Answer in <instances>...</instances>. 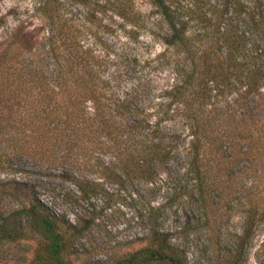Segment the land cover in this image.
I'll list each match as a JSON object with an SVG mask.
<instances>
[{
	"label": "trees",
	"instance_id": "16d2710c",
	"mask_svg": "<svg viewBox=\"0 0 264 264\" xmlns=\"http://www.w3.org/2000/svg\"><path fill=\"white\" fill-rule=\"evenodd\" d=\"M150 2L159 15L161 64L172 78L161 100L121 83L124 59L103 54L101 40L87 38L84 20L66 0L0 7V169L22 171L23 159L37 169L60 168L77 187V203L97 193L86 179L97 165L117 182L155 184L161 171L182 163L192 182L186 195L196 198L205 221L214 214L209 196L224 194L225 181L244 200L239 233L213 262L240 264L255 221L264 220V3ZM26 183L13 179L11 189L27 190ZM22 209L42 239L24 264H70L66 256L86 226L39 201ZM159 209H145L140 237L108 247L113 254L137 238L144 244L105 264H189L173 233L157 224Z\"/></svg>",
	"mask_w": 264,
	"mask_h": 264
},
{
	"label": "rangeland",
	"instance_id": "374dc122",
	"mask_svg": "<svg viewBox=\"0 0 264 264\" xmlns=\"http://www.w3.org/2000/svg\"><path fill=\"white\" fill-rule=\"evenodd\" d=\"M32 2L0 0V7L2 12L13 7L24 9ZM66 2L75 15L84 20L87 38L101 40L99 50L103 54L124 59L121 83L127 88H147L148 98L161 100L160 89L170 84L172 78L168 67L161 64L159 15L150 0ZM131 59L133 61L129 62ZM23 164L22 171L0 169V264H24L33 257L34 249L41 242L35 222L22 209L32 201L45 203L53 215L86 226L66 256L70 264H105L110 257L114 256L115 260L142 246L144 242L137 238L117 247L113 254L108 247L115 240L141 236L143 226L138 220L149 205L160 207L156 212L157 224L173 233L172 243L185 252L189 264H213L215 256L224 252L225 242L238 234L242 225L244 200L228 192L227 184H230L224 182L225 179L220 185L224 194L210 195L207 202L214 214L208 213L206 221L199 215L196 198L186 195L192 182L183 177L182 163H172L166 171H161L162 179L155 184L141 179L117 182L116 178L107 176L102 164L97 165L86 175L97 193L77 203L74 202L77 187L60 168L37 169L26 159ZM167 172L175 178L168 179ZM13 179L27 182L28 189L12 190ZM254 230L240 264H264V220H256Z\"/></svg>",
	"mask_w": 264,
	"mask_h": 264
}]
</instances>
